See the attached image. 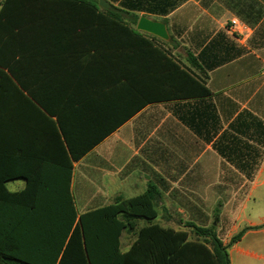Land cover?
Here are the masks:
<instances>
[{"label": "crops", "instance_id": "1", "mask_svg": "<svg viewBox=\"0 0 264 264\" xmlns=\"http://www.w3.org/2000/svg\"><path fill=\"white\" fill-rule=\"evenodd\" d=\"M104 1L107 8L94 0L115 15L99 25L77 18L70 34L82 40L72 49H24L22 65L11 63L26 99L9 86L1 106L0 91V153L10 156L9 170L33 176L57 168L69 157L64 132L74 143L103 135L70 159L77 214L153 185L162 227L191 221L222 233L237 221L264 223V0ZM140 17L163 23L167 37L137 29ZM171 62L208 92L193 93ZM25 184L17 176L5 187ZM133 240L123 231L121 251Z\"/></svg>", "mask_w": 264, "mask_h": 264}, {"label": "trees", "instance_id": "2", "mask_svg": "<svg viewBox=\"0 0 264 264\" xmlns=\"http://www.w3.org/2000/svg\"><path fill=\"white\" fill-rule=\"evenodd\" d=\"M104 14L115 12L99 9L94 0H0L1 106L8 104L9 86L26 99L20 71L11 66L22 65L24 49H72L82 40L70 34L79 24L76 19L83 17L85 24L99 25L104 24L99 20ZM112 25L114 30L132 32L120 22L112 21ZM61 30L67 34L61 36ZM188 61L196 64L189 54ZM171 64L185 75L193 93L208 92ZM7 126L6 122L2 128ZM62 136L70 158L66 156L65 162L45 173H14L9 170L10 156L0 153V264H231L227 248L247 230L264 225L243 226L227 244L213 225L201 227L184 221L187 229L162 227L154 222L159 193L153 185L137 196L115 198L103 207L77 214L70 188V159L79 158L103 135L76 143L67 133ZM17 176L26 178V184L21 191L10 192L5 182ZM138 220L144 224L138 226ZM123 231L134 234L124 252L120 249Z\"/></svg>", "mask_w": 264, "mask_h": 264}, {"label": "rangeland", "instance_id": "3", "mask_svg": "<svg viewBox=\"0 0 264 264\" xmlns=\"http://www.w3.org/2000/svg\"><path fill=\"white\" fill-rule=\"evenodd\" d=\"M141 223H143V220H138V225ZM213 223L214 220L212 221ZM245 225L246 223L237 221L235 224L232 223L228 228L224 229L222 233L216 231V229L215 231L223 243L227 244L230 238ZM181 226L183 227V225ZM251 231H257L258 233L251 234L227 248L232 264H264V225Z\"/></svg>", "mask_w": 264, "mask_h": 264}, {"label": "water", "instance_id": "4", "mask_svg": "<svg viewBox=\"0 0 264 264\" xmlns=\"http://www.w3.org/2000/svg\"><path fill=\"white\" fill-rule=\"evenodd\" d=\"M98 5L103 8H107L108 5L105 3L104 0H98ZM136 28L139 30H143L149 33H152L156 36L161 38H166V30L163 23L151 21L144 17H140L137 21Z\"/></svg>", "mask_w": 264, "mask_h": 264}, {"label": "built area", "instance_id": "5", "mask_svg": "<svg viewBox=\"0 0 264 264\" xmlns=\"http://www.w3.org/2000/svg\"><path fill=\"white\" fill-rule=\"evenodd\" d=\"M237 24H238V23H237L235 20H232L231 23H230L229 29H230L231 31L235 30Z\"/></svg>", "mask_w": 264, "mask_h": 264}]
</instances>
